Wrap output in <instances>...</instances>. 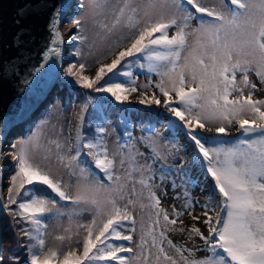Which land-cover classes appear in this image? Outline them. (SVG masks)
<instances>
[{
  "label": "snow or ice",
  "instance_id": "obj_1",
  "mask_svg": "<svg viewBox=\"0 0 264 264\" xmlns=\"http://www.w3.org/2000/svg\"><path fill=\"white\" fill-rule=\"evenodd\" d=\"M64 20L73 26L68 42H79V46L69 52L77 62L58 68L64 42L59 25ZM87 22L97 29L95 35L101 43L119 30H127L107 45L114 59L110 63L97 60L94 77L83 75L89 65L83 62L87 54L81 46L91 49L95 43L89 44L88 36L82 34ZM47 27L45 63L36 72L47 66L50 76L59 77L62 72L80 88L107 93L120 104L136 93L138 104L159 106L169 113L166 127L182 129L194 148L188 168L183 163L168 167L164 162L179 149L175 143L161 145L151 136L141 138L150 149L151 163L140 164L138 158L143 153L134 151L127 140L118 139L117 151L110 152L103 123L95 124L94 134L85 135L89 105L94 111L101 109L100 119L107 120L104 106L91 96L80 109L74 137L71 133L64 137L62 128L60 136L47 137L44 129L50 122L41 120L30 136L11 144L14 174L6 201L0 197V211L9 217L17 237L11 251L24 249L26 257L10 255L9 260L14 264H264V98H254L255 93L264 92V0H61ZM133 68L154 73L159 80L153 83L149 79L140 91ZM121 123L125 124L126 118L122 117ZM145 126L153 128L150 122ZM233 129L238 133L235 140L217 139L231 136ZM204 132L215 135L204 136ZM124 135L131 137L127 131ZM3 156L0 152V158ZM53 158L66 170L67 183L43 163ZM156 161L161 163L154 170ZM197 165L211 178L219 198L213 204L217 196L209 194L200 204L201 215L193 214L199 201L189 191L196 183L189 171ZM173 172L180 179L179 184L171 180L173 190L182 189V197L178 194L174 199L183 198L184 204L179 210L173 205L169 213L160 206L150 181L159 173L163 183ZM73 179L75 191L70 190ZM145 192L147 203L133 199ZM137 203L141 211L151 210L147 227L141 224L135 248L115 243L133 242L137 220L129 209H135ZM85 210L92 213V219L76 224L75 235H80L79 230L84 233L76 247L70 244L62 256L58 248L45 250L47 221L67 216L71 222ZM185 213L202 222L207 232L195 224L185 225L180 219ZM64 231L70 233V228ZM169 232L186 233L189 239L198 237L203 245L189 248L175 244ZM54 238L71 241L72 234ZM197 252L207 255L197 258ZM3 260L0 256V264Z\"/></svg>",
  "mask_w": 264,
  "mask_h": 264
},
{
  "label": "rangeland",
  "instance_id": "obj_2",
  "mask_svg": "<svg viewBox=\"0 0 264 264\" xmlns=\"http://www.w3.org/2000/svg\"><path fill=\"white\" fill-rule=\"evenodd\" d=\"M79 2V1H78ZM84 3H87V0H83ZM215 2V0H208V3H213ZM65 24H69L68 29L66 30V33L64 34V47H65V55H64V59L67 60L66 64L63 65V67L67 66V63L72 62L73 61V55H69V52H74V46L73 44H70L68 42V37L70 35V30L73 28V26L71 25L70 22H67ZM63 24V25H65ZM85 27V32L82 34H85L88 36V43L89 44H93V41H95V43L93 44V47L91 49H87V53H93L95 52V55H87L86 57H91L92 60L96 59L99 55L105 54L107 52V45L109 43H111L112 39H115L117 37V34H119V32L122 30H119L113 37H110L109 40L105 43H101L99 41V39L96 37L95 33L97 31L96 28H94L92 26V24L90 22L85 23L84 25ZM172 31H175V29H173ZM191 41V38H190ZM85 48H87V46H84ZM93 51V52H92ZM109 59L106 60L104 63H108ZM95 72V69L92 68L90 70H85L84 74L86 75H93ZM133 72H134V78L137 81V88L140 89V91H144L143 88H141V85H144L148 82L149 79H152L153 83H155L156 81L159 80V77H157L154 73L153 74H148L146 72H143L142 70L138 69V68H133ZM62 72L60 74V83L59 86L57 87L56 90V94L54 96L53 101L50 103V112L47 114V120H49V124L48 126L44 129L45 131V135L47 137H51L54 136L53 138L59 136L60 134V130L61 128H63L65 126V122H66V111L65 109H63L62 103V97H60V85H61V78H62ZM250 78L253 80V82L257 83L258 87L259 85V81L256 79V77L252 74H250ZM240 76L239 74L237 75V80L239 81ZM158 92V90H155ZM247 91V90H246ZM151 94V93H149ZM136 98H137V94L136 93H131L130 94V101L127 103L136 105L138 107H140L142 109V114L137 115V114H131V116L129 117L130 121H129V130L128 132L131 133V137H126L125 135L122 136H113L111 134V130L109 128L106 129V134H105V140L107 142V146L110 152H115L117 151V142L118 139L120 142H124L127 140L128 143L134 145V151H139L141 153H143L142 157H139V163L140 164H144V163H151L152 161L150 159H148L151 156V152L150 149L148 147H146L145 143H143L141 141L142 137H149L151 136V138L153 140H159V143L161 145H168L169 147L171 146L172 143H175V145L177 146V149H179V151H175L173 150V156L169 157V159L164 162L166 163V165L168 167H178L181 163L184 164V166L186 168L189 167L190 165V161H191V157H192V153H193V148L194 145L193 143L184 135V132L182 129H176V130H172V129H168L166 127L167 125V118H171L170 114L167 113L166 111H164L162 108H160L159 106H145V105H140L136 102ZM254 98H264V92H257L254 94ZM52 114L55 115V117H52ZM40 121H37V123H39ZM151 123L153 125V128L151 130H149L145 125L147 123ZM36 123V124H37ZM35 124V125H36ZM35 125L33 126V128L31 130L35 129ZM31 130L28 132V134L26 135H19L18 137L14 138L12 140V142L10 143V145L7 146L6 151H4V156L2 159V164H10L11 159V155L10 153L14 151V149L11 148V144H18L21 140L26 139L28 136L31 135ZM204 136H212L215 135L214 132L212 133H208V132H204L202 133ZM238 136V133L236 132L235 129L232 130V134L231 136H218L217 139L218 140H225V141H233L235 140V138ZM53 152H54V148H53ZM125 152H127V149H125ZM41 156H43V153H38L37 154V159L39 161V159L41 158ZM161 161H156L153 164V169L156 170L159 168ZM117 164H119V156L117 157ZM13 171L9 173L8 178H7V185L5 187V194H4V200L7 197V189L10 186V179L11 176L14 174V165L10 166ZM49 167H51L52 169V173L53 175L57 176V178H59L61 175L63 176L64 181L67 183L69 181V177L66 173V170H64L61 166H59L58 164L55 163L54 159H50L49 160ZM127 167V164L125 165V168ZM117 171H119V167L117 168ZM137 178H139V174H135ZM189 175L194 179L195 183V187L194 188H190L189 191L192 193V196L194 197V199L196 201H199L198 204H196L194 206L193 209V214L194 215H201L203 209L200 207V204H203L206 200L209 194H213L217 196V199L213 200V204H216L218 202V193L214 192V183L211 181V178L208 177L206 175V172L204 170H201V168L197 165L196 167H191L190 171H189ZM176 180V183L179 184L180 183V179L177 176V174L175 172H173L171 174V177L169 180L165 181V182H161V180L159 179V173H157V176L155 179H153L152 181H150V183L153 184V190L156 192V195L158 197H160L161 200V207H163L164 209H166L169 213H171L172 211V206L175 205L176 208L179 210L181 209L182 205L184 204V200L183 198L181 199H174V197H176L178 194L181 195L182 197V189L180 188H176L175 190H173L172 185H171V180ZM72 187H71V191H75V184L76 181L73 179L71 181ZM137 192H140V185L137 184L135 185ZM131 190V185H129V191ZM147 193L145 192L143 196L141 197H133V199H142L144 201V203H147V200L145 199ZM121 204L125 203V201L120 202ZM85 207L86 206H82ZM67 210V209H65ZM130 211H133L135 216H136V233L133 234V242L131 244H129L128 246H132L133 248H135V243L136 241H138L139 236H140V226L141 224H143L145 227H147V223H148V218H149V212L151 211L150 209H144L143 211H141V209L139 208V203H137L135 209L130 208ZM210 215H214V213H210ZM92 219V213L85 210L83 211V214L79 217H74L73 220L70 222L69 218L67 216L61 217L59 221H55V220H48L47 224V230H46V234H45V241H46V245H45V250H47V248L51 247V248H58L60 250V254L61 256L63 255L64 251L69 250V245L71 244L72 247H76V241L78 239H82L83 236V230H79L80 231V235L77 236L75 235L77 233V227L76 224L77 223H87ZM180 219H182L184 221L185 225H191V224H195L197 227H200L202 231H204L205 233L207 232V229L204 227V225L202 224V222H198V221H193L191 219V217H189L187 215V213H185L184 216H182ZM179 226V225H177ZM65 228H70V233L69 232H65L64 229ZM72 234V240L69 241L68 239H65L63 242L57 241L54 237L57 235H64L65 237H67L68 235ZM125 234H127V232H125ZM168 236L170 239H172V241L175 244L178 245H184L187 246L189 248H193V247H197V246H202L203 242L201 240H199L198 237H193L192 239L188 238V235L186 233L181 234L178 232H169ZM11 245H13L12 243V237H11V233L9 230L6 229L5 227V213H3V221H2V225H1V235H0V256H3V252L4 249L5 251L9 248H11ZM166 250L169 252V255L172 256H176V253L171 250V249H167V246L165 245ZM82 249V247H81ZM81 249H79L80 251H82ZM3 254V255H2ZM207 253L206 252H197L196 256L197 258L206 256ZM178 259V257H177ZM182 264V262H181Z\"/></svg>",
  "mask_w": 264,
  "mask_h": 264
},
{
  "label": "water",
  "instance_id": "obj_3",
  "mask_svg": "<svg viewBox=\"0 0 264 264\" xmlns=\"http://www.w3.org/2000/svg\"><path fill=\"white\" fill-rule=\"evenodd\" d=\"M60 3L61 0H0V152L4 153L14 138L28 134L54 99L60 75L50 76L47 66L39 72L35 69L45 63L43 52L50 35L47 26L54 6ZM66 22L59 25L60 32ZM60 47L58 68L67 61L64 42ZM12 171L9 166L3 168L0 158V197L3 199ZM2 221L0 211V234Z\"/></svg>",
  "mask_w": 264,
  "mask_h": 264
},
{
  "label": "trees",
  "instance_id": "obj_4",
  "mask_svg": "<svg viewBox=\"0 0 264 264\" xmlns=\"http://www.w3.org/2000/svg\"><path fill=\"white\" fill-rule=\"evenodd\" d=\"M126 29H122L119 34H117V37L121 34V32H126ZM85 35V34H83ZM74 46V50L76 46H79V42H75L73 44ZM82 50L84 53H86L87 55H89L87 53V48H85L84 46H81ZM93 52V51H92ZM95 53V52H93ZM86 55V56H87ZM84 57L83 62H86L89 67H87L85 70H90L92 68H94L96 70V68L99 66L96 61L100 60V62L104 63L106 60L109 59V62H111L112 59H114V54H110L109 53V49H107V52L105 54L99 55L96 59L92 60L91 57ZM77 62V58L75 56H73V61L71 63H75ZM84 70V71H85ZM133 71V69H132ZM83 75L84 74L83 72ZM95 72L93 75H91L90 77H94ZM63 76V74H62ZM89 76V75H87ZM121 81H125L124 77H120L119 78ZM60 97H62L63 102L62 103V108L65 109L66 111V122H65V126L62 128L63 129V136L67 137L69 136V133L72 134V136H75V129H76V124H77V117L79 115L80 109L81 107L87 102V98L89 96L94 97L97 101H99L103 106V112L104 115L107 116V120H101L100 119V111L101 109L97 108L95 111L92 107V105H89L87 112L85 113V120H84V132L85 135H91L94 134L95 132V124L96 123H103L105 128H109L111 130V134L115 137L117 136H122L125 134V132L129 130V117L131 116V114H137L140 115L142 114V109L136 105L130 104V103H117L114 101L113 98L110 97L109 94L107 93H96L91 91L90 89H82L80 88L78 85H75L74 82L72 81V78H65L64 76L61 78V85H60ZM50 112V108L48 109V111L45 113L44 116L40 117L38 121L44 120L47 118V114ZM55 117L54 114H52L51 118ZM124 117L126 118V123L122 124L121 123V118ZM93 121L94 123H92V125L90 126L89 122ZM106 134V133H105ZM105 134H104V138H105ZM60 136V134H59ZM54 137V136H51ZM55 151V149H54ZM42 157V156H41ZM54 159V158H53ZM40 160V159H39ZM46 166H49V161H44L43 162ZM101 176L103 175L102 173L100 174ZM7 199V197H6ZM5 199V201H6ZM67 203V202H64ZM15 207V206H12ZM5 227L7 230L10 231L11 233V237H12V243L13 245H11V248L7 249L3 252V264H14L13 261L9 260V256L10 255H20L21 258H25L26 257V250L21 249L15 253H13L11 250L13 248H16V235L15 232L13 231V228H11L9 226V217L5 214ZM16 227H19V225H17ZM115 243H123L125 246L129 245V242H115ZM81 249V248H80ZM82 250V249H81ZM126 255V254H125ZM113 264H115V262H113Z\"/></svg>",
  "mask_w": 264,
  "mask_h": 264
},
{
  "label": "bare ground",
  "instance_id": "obj_5",
  "mask_svg": "<svg viewBox=\"0 0 264 264\" xmlns=\"http://www.w3.org/2000/svg\"><path fill=\"white\" fill-rule=\"evenodd\" d=\"M66 23H67V22H66ZM64 24H65V23H64ZM68 27H69V24L62 25V26H61V31H62L61 33L65 34V33H66V30L68 29ZM2 159H3V158H1V162H2ZM13 162H14V161L11 160V161H10V164H5V165L2 164V166H3V168H6V167H8V166H9V167H10V166H13ZM0 235H1V234H0Z\"/></svg>",
  "mask_w": 264,
  "mask_h": 264
}]
</instances>
